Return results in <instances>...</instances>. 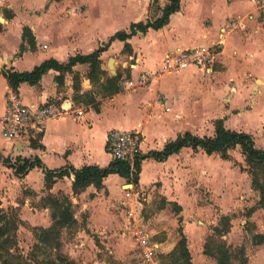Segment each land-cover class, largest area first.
<instances>
[{"label": "crops", "instance_id": "1", "mask_svg": "<svg viewBox=\"0 0 264 264\" xmlns=\"http://www.w3.org/2000/svg\"><path fill=\"white\" fill-rule=\"evenodd\" d=\"M221 1L225 7V11H220L218 16L219 21L216 24H214V17L211 13H204L215 11L217 9L215 2L180 0L179 11L170 16L167 25L159 30L149 29L146 33H138L128 40L132 47V52L138 53V57H136V62L138 63L133 65L135 68L132 70V78H134V74L138 73L137 71L140 69L142 75H144L143 81H141V86L144 85L143 87L132 90L125 89L124 92L120 91L112 96L98 98L97 102L94 101V103H89L82 107L72 99L73 82L71 74L73 73L65 75L64 85L61 86L64 87L62 91H59L60 87L58 88L54 80L55 72L53 70L44 74L36 85L20 84L18 93L24 104L39 106L46 101L53 102L55 107L61 112V115L47 120L44 133L39 141L42 147L32 148L30 143L26 141L10 142L5 138L8 150L5 151L0 147L1 207L2 202L7 200L6 196L9 192L13 193L15 198H17L23 189L27 190L28 192L26 191V193L28 195L25 204H28V197L45 188L44 173L41 168L34 167L23 175L16 173L17 158L29 159L30 161L38 158L43 166L50 170H57L65 165H71L74 168H81L85 165H96L104 168L112 160L106 148L107 135L112 129L140 130L143 134L141 149L144 155L153 150L160 151L167 142L174 140L178 135L185 132L199 136L197 132H192L190 126L186 125L187 121L183 122L180 119V106L177 104L173 105L170 99L161 104L156 99V96L158 95V91L162 93L163 91H167L170 94L173 91L176 92L175 89L182 83V80L179 81L176 78L175 74L177 73H182L181 76L183 77V82H185L183 84L191 83L194 80L197 82L194 74L199 73L196 75L199 76L200 74H205V72L208 73L206 75H214L211 78L217 81L220 78H223L221 79L223 83L228 80L227 74L219 77L215 73L216 64L220 61V54L230 51L231 44L229 43L232 41L226 37V33L230 29L224 26L223 21L231 13L240 12L241 8L240 11L234 12L233 7L239 5V2L235 1L229 4L228 0ZM3 2L4 5L0 6V30H2L0 31V69L7 68L13 71L24 72L32 70L35 66L40 65L48 59H55L60 63H66L70 57L77 54H89L98 47L103 46L115 32L127 30L131 23L146 22L149 18L148 13L151 0H49L48 2H44V0H25L24 6L17 5L16 7L18 8L13 10L12 15L7 14L12 9V5L6 4L5 0ZM183 4H186L185 8H183ZM41 6L43 9L38 11V8ZM118 8H122L120 11L123 13L116 14L115 16L113 10ZM200 12H203L201 16ZM132 14H137L140 20H131L130 16ZM203 15H208L212 20V26L206 32L199 31L198 29L200 28L196 24L197 20ZM190 18L194 20L193 28H191L192 25L190 23L192 19ZM119 21H122V23ZM182 25H184V30L194 31L196 37L194 38V35L188 34L187 39H183L180 34H176V30H178L179 26L181 28ZM24 27L31 29L35 37L36 49L26 50L21 55H17L19 47L22 44ZM151 33L156 34L157 40L162 42V44H158L157 54L159 55L156 56L157 58L154 57L152 51L147 53L145 50H142V47L139 45L137 47L136 45V42L145 41ZM213 45L220 47V54L215 63L212 64L210 70L189 67L180 72L163 73L162 78H158V80L154 77V79H150L153 76L151 73L162 70V68L158 67L162 64L167 52ZM123 46L124 42L119 40L113 41L108 49L102 53L101 59H104L110 53L121 52ZM234 47L237 46L235 45ZM224 63H227V60H224ZM83 69H87L85 64H77L73 67V72L75 73V71ZM252 70H254L256 75L262 72V69L258 68H252ZM110 72L111 75L115 74L112 68ZM233 72L231 79L235 81V84L232 94L228 96L229 103L227 107L225 106L224 110H220L221 115L217 116L215 121L222 119L226 129L249 134L254 140L255 147L260 145L262 148H257L264 149V116H259V118L253 120L251 115L253 112L262 110L264 81L251 91L243 84L240 77H237L238 73H234L233 75ZM81 75L82 92H87L92 87L90 80L85 77L83 72H81ZM211 78L206 79L211 82ZM131 81L130 86L133 84L132 87H134L136 81L134 79ZM256 81L262 82L260 80ZM225 88V85L221 88V96L225 95ZM10 90L6 78L0 74V132L2 130L1 116L5 110L7 93ZM252 92L253 95L250 98ZM95 103L96 105H94ZM216 107L219 109L218 105ZM78 110L81 112L80 114H77ZM239 118H243L244 120ZM246 121L248 124L245 125L246 127H243L242 122L245 123ZM205 136H213V134ZM237 148L239 147L234 149ZM98 149H102L103 153L108 157L104 163L97 154ZM145 149L149 150L148 153L145 152ZM234 149L228 152L229 159H223L217 153L208 155L202 149L194 151L188 147L182 148L180 152L172 154L161 162L145 158L141 163L139 171L141 186L145 187L158 178H162L163 182H165V175L171 173L172 167L184 169L186 178L194 173L195 175H200V179L204 180L203 174L211 171L207 165L201 168L196 167V164L198 165V157L204 156L206 162L213 160L221 168H230L229 163L232 160L231 151ZM145 163L147 164L145 165ZM238 163L241 164L239 165L240 169L238 173L242 181V177H247L248 173L246 174L244 170V159L238 160ZM225 172L224 177L217 178L212 172L211 175L220 184L221 181L230 178L229 176L225 177ZM112 176L117 181L116 188H110L107 184V179ZM72 179V176L57 179L51 189H48V194L54 193L56 187L61 182L68 181L70 190L67 194L70 195L71 201L74 204H80L84 211L87 210L89 212L88 227L92 226L91 220L95 216L101 218L108 216L107 208L114 203L116 198L120 197L123 199L120 201L124 202L127 199L124 194L125 192L120 191L122 185L119 186L126 179L116 174H110L104 179V190L101 189L103 191L97 190L93 185H90L77 195H74L72 192ZM188 180L184 181V186L186 187ZM178 185L182 187L180 183ZM105 191L108 193V198L103 194ZM128 193L126 191V194ZM4 194L6 195L4 196ZM174 194L175 196L164 195L167 197L168 202H175L180 206L179 203L185 201V191L182 196H179L177 192ZM10 202L14 205H19L15 199L10 200ZM32 209L36 210L35 208ZM46 209L48 208L46 207ZM259 212L258 210L256 215H259ZM47 225L44 228L50 226L49 224ZM154 243L158 254L164 251L163 244ZM145 262L147 264H158L155 258H152L150 263L146 260Z\"/></svg>", "mask_w": 264, "mask_h": 264}, {"label": "rangeland", "instance_id": "2", "mask_svg": "<svg viewBox=\"0 0 264 264\" xmlns=\"http://www.w3.org/2000/svg\"><path fill=\"white\" fill-rule=\"evenodd\" d=\"M48 1L44 0V2ZM203 1L209 3L215 2L217 9L204 13H211L214 17V24H216L219 21L218 16L220 11H225L222 1ZM235 1L239 2L241 7L235 5L233 11L238 12L240 8L241 11L231 13L223 21L224 26L230 29L226 33V37L232 40L229 43L231 44L230 51L220 54V61L215 67L217 76L219 75L221 77V75L224 76L227 74L226 77L228 80L225 83L221 80L223 78L217 81L211 78L214 75H206L208 73L205 72V74H200L199 76H196L199 73L194 74L197 82L194 80L191 83L183 84L185 82H183L182 73H177L175 74L176 78L179 81L182 80V83L175 89L176 92L173 91L170 94L167 91H163V93L158 91V95L156 96V99L161 104L170 99L173 105L177 104L180 106V119L183 122L187 121L186 125L190 126L192 132H197L199 136L214 134L215 118L221 115V109L224 110L227 107L229 103L228 96L232 94L234 88L235 81L231 79L233 71H235L233 75L234 73H238L237 77H240L243 84L251 91L264 81V0H228V3L232 4ZM5 2L8 5H12V9L8 13L5 12L8 15H12L13 10L18 8L16 7L17 5L24 6L25 0H5ZM166 2L165 0H151L148 13L149 18L147 20L153 21L159 17L162 13V7ZM3 3L2 0L0 6ZM185 7L186 4H183V8ZM42 9L41 6L38 8V11ZM120 9L122 8L113 10L115 16L116 14L123 13ZM202 14L203 12H200V16ZM130 18L131 20H140L137 14H132ZM190 19H192V22L189 23L192 25L191 28H193L194 20L193 18ZM196 24L200 28L198 29L199 31L206 32L212 26L211 17L203 15L197 20ZM179 27L176 30V34H180L183 39H187L188 34L194 35V38L196 37L194 31L184 30V25L181 28ZM158 44H162V42L157 40V36L154 33H151L145 41L136 42L137 47L139 45L147 53L152 51L155 58L159 55L157 54ZM235 45L237 47H234ZM136 57H138V53L121 51L110 53L102 59V65L107 70V76L121 74L122 77L119 78V85L123 92L125 89L132 90L144 86H141L144 75H142L140 69H138V73L134 74V78H132V70L135 68L133 65L138 63L136 62ZM224 60H227V63H224ZM85 65L87 69L75 71V74L77 73L79 75V97L74 98V90L72 94L74 102L82 107L88 105V100L94 99L97 102L98 98L105 97L101 84L94 85L91 83V90L82 92L81 72L88 78L87 72L89 70V66L87 64ZM170 66L171 62L167 63L164 57L162 64L158 67L162 68V70L151 73L153 76L150 79L153 77L156 80L162 78L163 73L170 72L167 69ZM111 68L115 72L114 75H111ZM252 68L262 69V72L256 75ZM128 72H130V77H127ZM73 76L71 74L72 82ZM206 78H211V82ZM133 79L136 81L134 87H132L133 84L130 86L131 80ZM256 80L262 82H257ZM224 85L226 88L223 97L221 96V88ZM62 90H64V87L59 88V91ZM252 95L253 92L250 98ZM216 104L219 109L216 107ZM263 105L264 102L261 103V111L251 114L253 120L259 118V116H264ZM239 119L244 120L243 118ZM247 124V121L245 123L242 122L243 127H246L245 125ZM141 137L143 139L142 132ZM9 141L14 142V140ZM0 147L5 151L8 150V145L5 138L1 135V132ZM256 147L262 148L260 145ZM145 150L148 153L149 150ZM97 154L103 163L108 159L102 149H98ZM231 154L232 160H230L231 163H229V166L234 169L226 167V172L224 168L218 166L217 162V164L213 160L206 162L204 156L198 157V165L196 164V167L201 168L207 165L217 178L224 177V172L226 174L225 177H230L228 180L221 181L220 184L216 178H212L211 172L203 174L204 180L200 179V175L198 176L194 173L186 178L184 169L180 167H172L171 173L165 175V182H163L162 178H158L156 180L154 179L152 183L145 187L141 186L140 178L136 185L130 179L125 178L126 180L122 181L119 186L122 185L120 191L125 192L126 201H120L123 200L120 197L118 199L116 198L114 203L107 208L108 216L106 218L95 216L91 220L92 226L89 227L87 224L89 212L87 210L84 211L80 204H74L72 202L74 216L78 220V225L61 231V252L70 260L74 261L75 264H147L140 255L141 252L136 239L137 233H143L149 236L148 238L151 241L163 244L164 251L159 254L156 251L153 256L157 260V263L173 264L168 254L172 252L180 239L179 227L181 226L187 238V246H189L193 264H216V259L204 254V244L207 238L213 234L214 228L219 225L221 217L227 216L230 218L231 228L223 236L225 243L232 248L243 246L248 264H264V242L258 245L253 241L254 234L260 233L264 235L263 210L257 209L251 215H247V211L257 203L259 195L251 188V179L247 172L246 174L248 176H243L242 181L240 180L238 170L241 164L238 163V160L244 159V156L241 155L242 153L239 148L232 150ZM187 179L189 180L186 187L184 186V181ZM116 183L117 181L113 176L107 179V184L110 188H116ZM163 185L164 187H162ZM55 190L51 195L60 196L64 194L70 198V195L67 194L70 190L68 181L61 182ZM26 191L23 189L17 198L11 192L8 193L9 196L6 193L7 200L2 202V208L7 210L17 206L15 208L18 209L17 212L22 220V224L19 225L17 231L18 244L16 251L17 254L28 258L31 264H35L32 258L33 252H36L38 259H46L49 254L48 252L44 253L35 250L37 244L35 234L37 230L35 231L34 229V227H44L51 223V210L43 207L44 203L42 200L43 196H46L49 191L46 188H43L41 191L39 190V192L28 197L29 202L25 204L28 195ZM126 191L129 193L126 194ZM184 191L185 201L179 203L181 210L177 213L173 205L175 202H168L164 194L175 196L174 193L177 192L179 196H182ZM103 194L108 198L106 191ZM14 199L19 205H14L10 202V200ZM31 208H35L36 210H31ZM37 210L38 212H36ZM258 210L260 211L259 215H256Z\"/></svg>", "mask_w": 264, "mask_h": 264}, {"label": "trees", "instance_id": "3", "mask_svg": "<svg viewBox=\"0 0 264 264\" xmlns=\"http://www.w3.org/2000/svg\"><path fill=\"white\" fill-rule=\"evenodd\" d=\"M165 6L161 10V15L153 21L131 23L127 30L115 32L103 46L98 47L89 54H77L68 59L66 63H60L55 59L43 61L30 71L18 72L11 69H0L11 90L18 91L20 84L27 83L36 85L42 76L53 70L55 72L54 80L59 87L64 85L65 75L73 73L74 98H78L80 91L79 75L73 72V67L77 64H87L89 70L87 76L90 83L101 84L104 90V96H112L121 91L119 78L116 76H107V70L103 67L101 55L108 49L110 44L119 40L124 42L122 51L132 53V47L128 40L138 33H146L149 29L159 30L168 24L170 16L180 9V0H166ZM36 41L32 31L28 27L23 28L22 44L19 47L17 55H21L26 50H35ZM127 77H130L128 72ZM84 95V94H82ZM85 97V96H83ZM94 99L88 100L87 104L94 103ZM96 105V103L94 104ZM96 109H98L96 107ZM42 136L30 140L32 148L42 147L39 143ZM191 148L196 151L202 149L206 154H219L223 159H229L228 152L236 147L240 148L244 156L245 168L251 179V188L259 195L257 203L252 206L247 215H251L255 210L262 209L264 212V149L255 147L253 138L246 133L228 130L223 125V120L218 119L214 122L213 136L199 137L190 132L178 135L174 140L167 142L160 151H150L143 155V159L151 158L156 161H164L172 154L180 152L182 148ZM8 161V160H5ZM16 173L25 174L34 167H39L44 173V187L51 189L57 179L64 177H73L72 192L74 195L80 194L88 186L93 185L97 190L104 188L103 181L110 174H116L122 178H128L133 184H138L139 174L130 175L129 167L126 163L112 159L108 166L101 168L96 165H85L81 168H74L71 165H65L57 170H50L43 166L41 161L36 158L33 161L29 159L17 158ZM138 171L141 165H137ZM43 207L51 210V224L49 227H34L36 231V251L48 252V258L38 259L36 252L32 253L35 264H75L61 252V231L63 229L73 228L78 225L74 216L73 203L66 195L55 196L47 194L42 198ZM174 210L179 213L181 208L178 204H173ZM18 209L12 207L4 210L0 203V264H31L28 258L17 254V231L22 220L18 215ZM231 228L230 218L223 216L220 219L213 234H211L204 244V254L216 259V264H248V259L244 247L232 248L223 240ZM180 239L175 248L168 254L173 264H193L191 254L187 246V238L183 233L182 227H179ZM253 241L256 244L264 242V235L256 233L253 235ZM53 257V258H50Z\"/></svg>", "mask_w": 264, "mask_h": 264}, {"label": "built area", "instance_id": "4", "mask_svg": "<svg viewBox=\"0 0 264 264\" xmlns=\"http://www.w3.org/2000/svg\"><path fill=\"white\" fill-rule=\"evenodd\" d=\"M1 3L2 0H0ZM219 49V46L213 45L169 51L165 54L166 62H171L170 68L167 69L170 72H180L189 67L210 70L220 54ZM80 113L78 110L77 114ZM60 115L61 112L53 102L46 101L39 106L26 105L21 100L18 91L10 90L7 93L5 110L1 116V134L8 140L30 143L31 139L43 135L48 119ZM141 144L142 137L139 130L112 129L106 139V148L112 159L126 163L131 176L139 174L137 165H141L144 155ZM148 237L143 233H137L136 239L141 257L150 263L157 247Z\"/></svg>", "mask_w": 264, "mask_h": 264}]
</instances>
